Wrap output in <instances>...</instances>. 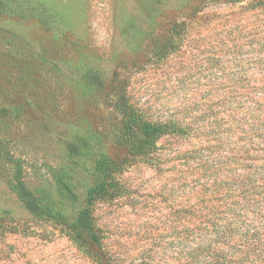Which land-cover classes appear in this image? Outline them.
<instances>
[{"label":"rangeland","instance_id":"obj_1","mask_svg":"<svg viewBox=\"0 0 264 264\" xmlns=\"http://www.w3.org/2000/svg\"><path fill=\"white\" fill-rule=\"evenodd\" d=\"M0 37V264H186L201 209L225 218L219 204L236 200L216 175L264 178V0H0ZM98 66L105 83L86 99ZM119 93L169 131L146 154L112 142L121 187L93 205L95 244L27 209L10 158L31 187L50 184L67 133L121 121Z\"/></svg>","mask_w":264,"mask_h":264},{"label":"trees","instance_id":"obj_2","mask_svg":"<svg viewBox=\"0 0 264 264\" xmlns=\"http://www.w3.org/2000/svg\"><path fill=\"white\" fill-rule=\"evenodd\" d=\"M154 1L148 0V5H154ZM4 37L8 39V42H2L4 46L14 51L17 59L22 58L24 48L21 43L16 42L15 36H12L13 39ZM104 76L102 66L91 67L82 74L80 84L86 99L97 95L96 90L105 83ZM110 101L120 114L121 121L98 127L87 120L67 133L61 140L63 160L50 166V184L31 187L25 180L21 158L13 155L10 158L15 185L27 209L35 215L66 225L73 238H89L95 244L99 243L93 205L99 199L114 196L121 187L118 176L123 162L113 154L112 142L128 146L132 153L146 154L169 131L167 124L153 122L140 114L125 93L112 95ZM6 114L5 108L0 109V121ZM112 135L117 137L115 141H112ZM216 176L209 186L218 191L227 190L228 196L232 191L236 200H224L219 204L229 207L231 214L225 218L218 214V205L201 209L210 219L199 228L189 226V235L191 231L197 233L189 240L186 264H264V224L256 222L259 216H264V204L261 205L264 201L257 191L258 188L264 189V178L258 183H249L252 177L242 176V173ZM88 178L92 183L82 196L84 180Z\"/></svg>","mask_w":264,"mask_h":264}]
</instances>
